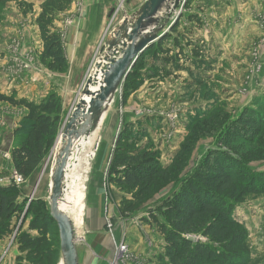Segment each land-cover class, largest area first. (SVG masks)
<instances>
[{"label": "rangeland", "instance_id": "1", "mask_svg": "<svg viewBox=\"0 0 264 264\" xmlns=\"http://www.w3.org/2000/svg\"><path fill=\"white\" fill-rule=\"evenodd\" d=\"M45 1L11 0L0 5V91L35 103L55 94L64 112L53 149L38 170L17 186L20 211L12 220V235L0 240V264H32L27 252L19 250L17 237L29 231V222L34 217L28 215L29 207L33 206V212H40L45 205L51 215L53 160H49L55 155L58 139L104 53L105 41L113 31L109 29L120 23L121 12L120 15L114 12L104 38L89 60L72 63L64 44L65 26L72 22L70 12L77 1L71 0L70 6L59 13L53 23L61 37L68 67L64 72H51L41 63L43 47L37 25ZM128 1L117 0L115 11L127 9ZM192 4L194 6L182 10L180 24L183 22L184 27L181 25L174 34L192 36L187 30L188 17L193 14L189 12L198 10V6L203 8L208 17L203 18L207 22L203 20L202 28H210L205 38L207 44L192 36L193 45L186 51L192 56L194 47H203L204 60L212 69L196 78L179 72L163 80L146 79L126 103L123 88L116 94L91 148L95 156L86 182L84 226L76 231L80 264H161L157 258L163 253L165 238L158 224L167 222L161 206L179 191L210 151H228L234 158L243 160L250 170L264 172V130L260 134H246L244 140L238 139L245 133L243 125L238 126L241 129L235 134L226 133L243 114H264V0H195ZM180 40L186 44L184 38ZM144 70L147 72L150 67ZM211 113L223 116L227 122L222 121L223 125L204 122V126H200L201 117ZM26 114L23 106L0 103V184L2 179H10L16 172L11 151L17 130L25 124ZM140 122L144 128H149L154 151L160 155L162 163L165 166L177 164L173 168L176 177L134 212L125 213L126 194L111 182V161L124 125L139 126ZM96 129L94 126L85 137L93 135ZM148 140L144 138L138 146L147 147ZM229 141L232 142L228 146ZM235 217L248 233L247 242L253 255L251 264H264V195L247 196L237 206ZM31 234L36 235V232ZM189 238L208 241L201 235ZM122 246L127 248L125 252H119ZM53 248L58 250L54 264H61L60 235Z\"/></svg>", "mask_w": 264, "mask_h": 264}, {"label": "trees", "instance_id": "2", "mask_svg": "<svg viewBox=\"0 0 264 264\" xmlns=\"http://www.w3.org/2000/svg\"><path fill=\"white\" fill-rule=\"evenodd\" d=\"M9 1L0 0V5ZM194 1L188 0L185 8L194 6ZM70 4L71 0H46L37 20L43 47L41 63L51 72H64L68 67L61 37L53 23L55 17ZM198 7V11L203 10ZM188 21L198 28L204 26L199 13L189 15ZM180 27L178 20L140 57L123 85L124 103L144 85L146 79L163 80L179 72H187L196 78L212 69L204 60L203 47L196 46L192 56L188 54L186 48L192 47L193 41L188 34H174ZM181 37L185 39V45ZM146 67H150L147 72L144 70ZM0 103L27 109L23 120L25 124L15 134L11 161L15 171L28 179L42 165L56 143L64 116L62 103L55 94L35 103L16 99L1 91ZM251 113L243 114L226 133L235 134L241 129L238 126L243 125L245 133L238 139L244 140L246 134H260L264 130V114L255 113L257 116H252ZM222 117L211 113L203 115L202 121L198 120L202 122L200 126H204V122L223 125L227 119ZM138 124L124 125L117 137L111 161V182L126 194L123 200L125 213L134 212L176 177L173 168L177 164L165 166L162 163L160 155L154 151L149 128H144L142 122ZM144 138L149 139L147 147H139L138 143ZM231 142H227L228 146ZM252 195H264V172L250 170L243 160L234 158L228 151L207 153L179 191L161 206L167 222L158 224L165 238L163 253L158 261L161 264H251L253 255L247 242L248 233L236 219L235 211L247 196ZM19 211L17 186H0V240L12 235V220ZM28 215L34 217L29 222V231L17 237L19 250L27 252L32 264H54L58 254V250L53 248L59 236L57 223L45 205L40 212H33V206L29 207ZM33 231L36 235L31 234ZM198 235L208 241L189 238Z\"/></svg>", "mask_w": 264, "mask_h": 264}, {"label": "water", "instance_id": "3", "mask_svg": "<svg viewBox=\"0 0 264 264\" xmlns=\"http://www.w3.org/2000/svg\"><path fill=\"white\" fill-rule=\"evenodd\" d=\"M187 1L146 0L137 12L125 17L105 42L104 54L96 64L97 72L85 84L81 97L58 139L60 149L51 176L50 204L51 216L59 229L63 264H80L76 230L60 209L66 170L74 147L94 126L103 121L116 94L122 90L140 57L166 34L164 29L171 20L167 32L180 20ZM93 85H97L98 89L92 91L90 87Z\"/></svg>", "mask_w": 264, "mask_h": 264}, {"label": "crops", "instance_id": "4", "mask_svg": "<svg viewBox=\"0 0 264 264\" xmlns=\"http://www.w3.org/2000/svg\"><path fill=\"white\" fill-rule=\"evenodd\" d=\"M116 1L117 0L76 1V7H72V11L70 12V19L72 20V22L69 25L65 26L67 32L64 44L66 48V55L69 61L75 64L86 63L89 60L90 56H92L94 49L100 45L102 39L104 38L106 30H108L110 19L114 16V12L119 13V15L121 12V15L119 17L120 23L115 27L112 26L109 30L118 28V26L127 15H132L133 13L137 12L146 2V0H129L128 8H123V10L117 9V11H119L117 12L114 9ZM189 13H199L202 19H207L208 17L207 12H204L203 10H190ZM244 20L245 19L243 18L242 21ZM181 21L184 20L182 19ZM204 21L207 22L206 20ZM171 22L172 20L164 29L166 33ZM181 25L183 28L184 23L181 22ZM189 25V27L187 26L188 32L191 31L190 34L192 36H195L200 41V43L204 45L207 44L205 38L207 36V30L210 31V23L207 24L209 29H206L204 27L199 28V30L195 27V24L189 23ZM192 36H190L191 39Z\"/></svg>", "mask_w": 264, "mask_h": 264}, {"label": "bare ground", "instance_id": "5", "mask_svg": "<svg viewBox=\"0 0 264 264\" xmlns=\"http://www.w3.org/2000/svg\"><path fill=\"white\" fill-rule=\"evenodd\" d=\"M96 72L97 69L95 67L92 76ZM90 89L92 91H95L98 89V86L93 85L90 87ZM103 121H101L98 124L97 129L93 135L89 137H84L80 143L75 145L66 170V176L64 181V192H63V198L60 202V209L71 220L76 231H79L84 226L83 207L85 202L84 195L86 191V182L88 180V174L91 170V162L95 156V152L91 151V148L95 143V136L97 135L98 130L101 128ZM59 149H60V140L58 141V144L56 146L55 155L49 160V162L53 160L52 161L53 163L51 165V176L56 167ZM44 171L45 169L43 170V174ZM51 188H52V181L50 185V192H51Z\"/></svg>", "mask_w": 264, "mask_h": 264}, {"label": "built area", "instance_id": "6", "mask_svg": "<svg viewBox=\"0 0 264 264\" xmlns=\"http://www.w3.org/2000/svg\"><path fill=\"white\" fill-rule=\"evenodd\" d=\"M24 183V178L20 176L17 172H14V175L8 180H1L0 186H9V185H15V186H20L21 184ZM127 248L125 246H122V248L119 250V252H125ZM121 254V253H120Z\"/></svg>", "mask_w": 264, "mask_h": 264}]
</instances>
